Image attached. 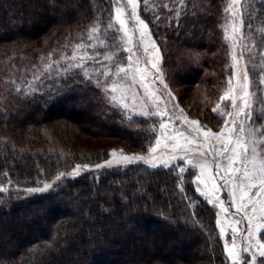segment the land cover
Here are the masks:
<instances>
[{
    "label": "trees",
    "instance_id": "1",
    "mask_svg": "<svg viewBox=\"0 0 264 264\" xmlns=\"http://www.w3.org/2000/svg\"><path fill=\"white\" fill-rule=\"evenodd\" d=\"M203 1L163 29L143 9L144 0H137L153 39L170 38L175 76L193 86L203 67L183 49L206 47L216 55L204 64L218 69L221 64V29ZM212 1L214 11L219 0ZM256 7L254 22L264 28V1ZM222 10L225 15L226 7ZM113 14V0H0V182L34 185L108 156L113 146L94 150L79 142L82 134L116 140L126 150L150 147L152 129L145 117H127L115 108L82 112L88 94L79 83L70 90L34 92L8 85L16 68L28 70L21 74L25 81L36 77L33 70L59 57L67 40ZM174 162L168 168L130 163L100 173L86 170L25 196L0 192V264H230L218 207L196 191L198 169L181 158ZM180 167L187 169L183 181ZM257 237L264 243V227Z\"/></svg>",
    "mask_w": 264,
    "mask_h": 264
},
{
    "label": "rangeland",
    "instance_id": "2",
    "mask_svg": "<svg viewBox=\"0 0 264 264\" xmlns=\"http://www.w3.org/2000/svg\"><path fill=\"white\" fill-rule=\"evenodd\" d=\"M202 1L147 0V4L143 6V9L152 16L155 27L161 26L164 29L180 23V20L188 13L195 11ZM203 2L210 9V13L214 12L216 23L219 24L217 26L221 29L217 47L221 64L220 69L204 64L207 57L212 58L216 55L215 51H209L206 47L183 49L181 53L194 56L198 64L203 67L201 79L194 83V86L187 84L185 81L180 82L175 76L176 73L169 58L171 41L168 35L161 34L159 42L158 40L155 41L149 27L146 30L141 29V26L136 24L134 20L129 19L130 9L125 6L123 0L120 5L123 9L121 19L126 22L127 35H125V30L121 29L119 23L116 22L117 12L114 4L111 28L108 27L109 21L96 23L89 27L84 34H78L67 40L66 46H64L59 57L56 59L50 58L48 62L38 67V70L32 69L37 73L39 72L36 77L31 76L29 80L26 79L27 81H25L21 75L24 71L17 72L16 68V72L14 76H11L8 85L13 82L14 88L19 91H42L54 89L56 86L70 90L75 86L73 85L74 82L75 84L79 83L78 88L84 92L86 90L88 94L87 102L79 106V109H83L82 112L94 110L95 113H99L105 111V109L115 108L121 110L127 117L135 115L145 117L142 115L145 111L161 113L160 116L150 115L145 117L152 129V143L146 151L126 150L123 147L116 146L119 143L116 140H93L90 136L82 134L84 137L80 136L79 142L86 143L94 150L99 149L100 146L113 147L108 156L100 161L79 164L68 172H61L64 174L61 179L66 176H77L86 170L100 173L104 169L127 165L129 163L124 162L125 157L133 158L132 163L145 164L143 160H135L136 157H143L155 162L158 165L157 167H163L160 164L161 160H169L170 165L173 166L174 161L181 157L186 161L190 159L195 164L199 158L197 155L192 152L187 155L181 151L173 152V144L185 145L189 149H195L197 144L195 127L202 129L199 134L200 138L203 137V131H210L214 136L220 134L227 136L229 126H226L224 121H230L232 117L221 113L234 112L235 109L231 107V100L222 101L221 97L225 92H228L229 88L232 89L229 95L235 98L237 105L242 104L243 100L247 99L253 105L254 115L264 116V85L258 83L259 80L264 79V28L263 25H259V22H254L256 17L258 19L259 16L257 15L259 10L256 6L261 4L262 0H219L218 7L214 11L212 10V0H204ZM222 6L226 7L225 15ZM140 11H142L141 6L137 7V14L146 24L143 16L139 14ZM93 28L100 31L97 32L94 38L90 39L89 33ZM117 29H120L118 33ZM141 30L145 33L142 41L140 38ZM117 35L119 39L116 40V43L119 47L112 49V38ZM128 37H131L130 41ZM101 41H104L103 46ZM224 45H226V48H223ZM129 48L132 49V54L128 52ZM104 52H108L110 55L115 53L117 62L125 67L126 72L119 75L113 73L107 79L101 77L99 74L101 66L96 63V60H103V56L100 54ZM130 55L131 59L129 60ZM73 56H75V60L72 59ZM233 56H235V60ZM82 57L83 59H81ZM70 64H80L81 67L70 68ZM104 65L106 66L104 71H107L108 67H111V62L105 60ZM246 65L249 66V88L247 90L249 95L247 97L244 95L245 88L243 87ZM65 69L68 70L65 71ZM27 71L25 70V72ZM214 75H219L218 80L216 77L213 80ZM63 78L67 80L65 85ZM203 79H209V82L202 81ZM97 80L101 81L102 86L97 85ZM230 80L231 84H229ZM113 88L116 91H112ZM254 88L257 89V95L255 96L252 95ZM218 104L221 106L220 109L213 112L212 109L216 108ZM242 119L243 114L237 117V121ZM191 120L198 121V125L192 126L189 123ZM262 121L264 122V120ZM161 122L166 123L169 130L164 135L161 134L159 128ZM169 133L170 138H166ZM179 133H183L184 136H180ZM232 139H235L234 135ZM188 140H191L192 143H187ZM209 144L215 145L216 141L213 139L209 141ZM173 155L176 157L174 160L171 159ZM146 165L150 166L149 164ZM77 166H79L78 171H76ZM225 167L226 165L222 163L221 175H224ZM197 169V175L199 176L200 169ZM208 169L203 176H200V189L202 188L204 192H207L208 197L218 207V223L221 230L223 229L224 235L227 234L228 256L229 249H231L232 252L250 262L251 253L243 252V248L255 244L259 240L257 230L258 225L264 223V219H262L264 213L258 210V205L261 201H264V193L255 197L256 211L253 212L248 196H245L244 200L241 201L239 189H235V195H232L233 185L236 181L229 178V186L220 187L224 181L216 177L215 165L209 163ZM61 173L52 179L42 180L34 185L12 183V181L0 182V192L6 195L13 191L25 196L32 193L27 189L43 188L44 184L54 185L61 180L56 179ZM214 177L216 178L214 179ZM255 183L258 184V181ZM255 191V188L251 189L249 195H252ZM221 202H223V208ZM242 203L248 205L247 209L237 212V205ZM224 209H227V211ZM244 217L248 219L247 225H245ZM233 230H235V235ZM263 258L257 256V264L260 260H264ZM228 259L230 264H233L232 257L229 256ZM241 264H243L242 261Z\"/></svg>",
    "mask_w": 264,
    "mask_h": 264
},
{
    "label": "snow or ice",
    "instance_id": "3",
    "mask_svg": "<svg viewBox=\"0 0 264 264\" xmlns=\"http://www.w3.org/2000/svg\"><path fill=\"white\" fill-rule=\"evenodd\" d=\"M145 4H147V0H144ZM183 2V0H181ZM122 3V0H114V4L116 7V22L119 23L120 28L125 30V35H127L126 31V22L125 20L121 19V13L123 9L120 7ZM123 3L126 7L130 9L129 11V19L134 20L136 24L141 26V29L146 30L148 28V25L145 24L144 20L140 19L139 15L137 14V7L138 3L137 0H123ZM112 22L109 21L108 27L111 28ZM100 30L97 28H93L92 31L89 33V38L92 39L96 36L97 32ZM117 33L120 31V29L116 30ZM103 34V33H101ZM144 31H140V38L141 41L144 37ZM113 43L111 45L112 49H115L119 47V45L116 43V40L119 39L118 35L113 36ZM128 40H131V37H128ZM101 45H104V41H101ZM128 52L132 54V49L129 48ZM100 55L103 56V60L97 59L96 63L100 65L99 74L101 77H104L105 79L109 78L113 73L116 75H119L121 73H125L126 69L125 67L121 66L117 62L116 54H109L108 52L101 53ZM73 60H75V56L72 57ZM83 59V57L81 58ZM131 59V55L129 56V60ZM233 59L235 60V56H233ZM107 60L111 62V67H108L107 71H104V61ZM59 63V62H57ZM69 67H81L80 64H70ZM155 67V65H153ZM68 69H65L67 71ZM244 84L243 87L245 88V97L249 95V92L247 91L249 88L248 80H249V66H245L244 70ZM256 83V81H254ZM259 85H264V79L259 80ZM229 84H231V80L229 81ZM97 85H101V81L97 80ZM167 87V85H165ZM112 91H116L115 88L112 89ZM232 91L231 88H229L228 92H225V94L221 97L222 101H228L231 100V107L235 109V111H227L226 113H221L222 115L226 114L232 117L230 121L225 120L224 123L226 126H229V134L225 136L224 134L220 135H213L210 131H203V137L200 138L199 134L202 131L201 128L195 127L194 130L197 132V144L195 149H189L185 145H179V144H173V152L175 151H181L184 152L185 155H187L189 152H192L194 155H197L199 158L197 159V162L194 164L192 160H188L187 163L193 168H199L200 169V175L196 176V181H200V176H203L205 172H207L209 163H212L216 167V177H218L220 180L224 181L220 185V187H228V180L231 178L232 180L236 181V183L233 185L234 191L232 192V195H235V189H239L241 195L240 200L243 201L245 196H248L249 202L251 203V211H256V200L255 197L259 196L261 193H264V123H258V121L264 120V116H258L254 115L253 112V105L250 103L247 99L243 100V103L240 105L236 104L235 98L231 97L229 93ZM252 95H257V89H253ZM113 99H115L113 97ZM220 105L218 104L216 108L212 109L213 112H217L220 109ZM243 114V119L240 121H237V117ZM143 116H160L161 113L159 112H143ZM192 126H197L198 121L191 120L189 122ZM238 124V127H237ZM159 128L161 130V134L164 135L165 133H168L169 130L167 129L166 123L161 122L159 124ZM180 136H184L183 133H179ZM235 136V139H232V136ZM166 138H170V133ZM187 140V138L185 137ZM215 140L216 144L212 145L209 144V141ZM159 143V141H157ZM187 143H192L191 140H188ZM207 146V147H205ZM154 151V150H153ZM227 154V155H226ZM210 158V159H209ZM171 159H176L175 155L171 157ZM183 159V157H181ZM136 161L143 160L145 164H149L151 167L155 168L158 165L153 162L152 160L145 159L143 157H136ZM124 162L126 163H132L133 158L125 157ZM222 163L226 165L224 169V175H221V166ZM160 164L168 168L170 167V161L169 160H161ZM235 165V167H234ZM251 165V167H249ZM99 167V166H97ZM79 170V166H77L76 171ZM187 171L186 168L180 167L178 178L183 181V173ZM229 174H231L229 176ZM64 174L61 173L60 176H57L56 179L59 180ZM214 177V179L216 178ZM258 181V184L255 183ZM52 184H44L43 188H31L27 189L29 192H43L47 189L52 188ZM255 188L256 191L252 195H249V192L251 189ZM181 192H184V188L180 187L179 189ZM196 191L200 193L201 196H206L207 193L200 191L199 185H197ZM215 191V188H214ZM210 204L212 203V200L210 199L208 201ZM261 207L264 208V201H261ZM221 207L223 208V202H221ZM247 204H240L237 205L236 211L240 212L242 209H247ZM227 211V209H224ZM264 219V217H262ZM258 227H264V225H258ZM223 231V229L221 230ZM233 234L235 235V230H233ZM234 243V241H233ZM243 252L245 253H251V261L249 262L244 257L238 256L234 252L229 249V256L232 257L233 264H241V261L243 264H257V256L264 257V243H261L260 240H257L255 244H250L247 247L243 248ZM259 264H264V260H260Z\"/></svg>",
    "mask_w": 264,
    "mask_h": 264
}]
</instances>
